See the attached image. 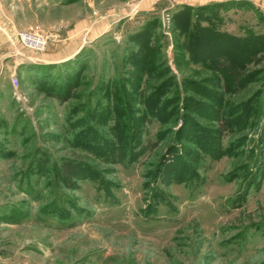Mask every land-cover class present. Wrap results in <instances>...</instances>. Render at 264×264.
<instances>
[{
  "label": "rangeland",
  "instance_id": "374dc122",
  "mask_svg": "<svg viewBox=\"0 0 264 264\" xmlns=\"http://www.w3.org/2000/svg\"><path fill=\"white\" fill-rule=\"evenodd\" d=\"M215 1L225 0H0V264H264V4L214 9L223 32L262 43L243 54L246 78L229 92L215 71L188 62L173 26L182 6ZM154 18L151 56L196 101L178 118L162 107L173 89L157 111L149 86L169 76L129 66L133 34ZM84 19L106 31L72 40ZM35 26L51 34L44 51L15 39ZM69 42L86 49L36 63ZM77 70L71 90L64 75ZM184 80L200 84L190 91ZM225 115L236 127L220 134ZM65 160L88 174L71 187L57 173Z\"/></svg>",
  "mask_w": 264,
  "mask_h": 264
},
{
  "label": "trees",
  "instance_id": "16d2710c",
  "mask_svg": "<svg viewBox=\"0 0 264 264\" xmlns=\"http://www.w3.org/2000/svg\"><path fill=\"white\" fill-rule=\"evenodd\" d=\"M234 2L235 0H225L224 2L215 1L213 3L201 4L197 7L185 5L179 8L173 16V26L176 31L179 32L181 38H183V42L179 45H182L183 50L189 55L188 62L198 66L199 68L203 67L208 70L215 71L219 75V80H224L227 83L225 85V90L229 92L232 90V85L239 86L243 84L246 78L245 68H247L249 63H251V59L245 58L243 54L248 55L251 51L262 47V43L256 42L257 38L255 37L247 35V38L242 39L241 37L226 34L221 30V17L214 11V9L216 7L232 5ZM158 20L159 19L154 18V20L144 24V26L137 29L136 33L133 34V40L139 42V46L130 58L129 66L131 67V70H140L141 72H144L145 75H150L152 79L169 76V78L164 80L165 82L159 83L158 85H152V83L149 82V86L156 92V94H154L156 96L154 108L157 111L160 107L159 99L161 95H164L169 88L173 89L174 95L172 96V99L168 101V103L166 102V104L162 107H166L167 109L170 107V114L172 115V118H178V116L180 117L181 113L185 111H194L196 108L195 106L193 108L192 102L196 101L187 95L182 97L181 92H179L178 89L179 85L170 75V68L165 65L163 66V62L160 61L158 54L157 56L154 55V57L153 55L151 56V52L154 51L155 53V50L158 52L160 48L158 45L160 38H158L159 35L156 34V30L159 28ZM85 49L86 48H83V51ZM148 58H151L149 62H152V65H149V67H147L148 63H144V60H148ZM68 61L70 62L72 60ZM64 63L68 62L65 61L63 64ZM77 72L79 71L77 70L74 73L69 71L65 73L64 80L65 85L67 84L66 87L69 88L72 82H76L74 85H78L79 82L76 78L78 76ZM230 75H232L233 78H229ZM204 81H206V79ZM213 83H216L214 85L217 87L220 85V82L218 81ZM132 84L133 87H135L132 91L134 93L138 92L139 87L135 86V83ZM184 84L185 87L190 85L188 89L191 91L193 87H197L196 85H199L200 82L184 80ZM74 85L70 87L71 90ZM69 94L70 93H68L66 97L65 95L60 94L57 99L62 102H66L72 98V96L69 98L67 97ZM120 96L121 94L118 92L117 99ZM167 113L168 112L162 113V117L168 119L170 115ZM220 114L223 115L224 113L221 112ZM225 116H221L220 119H218L219 129L217 132L220 134H224L226 132L229 133L230 131L233 132L236 127L235 122L231 120L230 117ZM124 118H126L125 115H123V118L121 117L122 120ZM122 137H125L126 141H124L126 143H131L132 140L135 139L133 135H130L128 132L124 133V131H122ZM219 139H221V137H219L218 140ZM195 143L198 144V141ZM199 143L209 149L207 146L209 144H205L204 140L201 139ZM45 165H49V162H46ZM79 170L80 169L76 163L71 160H65L62 162L61 166L57 168L59 179H62L61 184L63 186L71 187L72 184L75 183L74 181H76V179L85 178L88 175L80 172Z\"/></svg>",
  "mask_w": 264,
  "mask_h": 264
},
{
  "label": "crops",
  "instance_id": "0c3cea01",
  "mask_svg": "<svg viewBox=\"0 0 264 264\" xmlns=\"http://www.w3.org/2000/svg\"><path fill=\"white\" fill-rule=\"evenodd\" d=\"M91 24V29H88L87 26ZM106 31V29H104L101 26H94L91 22H89L88 20L84 19L81 21H78L76 24H74V30H73V36H71V39H77L78 38H82L84 39V41H88V43H90L93 39L97 38L98 36L102 35L104 32ZM76 37V38H75ZM70 39V40H71ZM67 40V39H66ZM73 44V49L68 50V47H70ZM84 46L80 44V42H73V43H68V46L65 47L63 49V52H56L55 54H42L41 56H39L36 60H32L33 62L36 63H57V62H65L67 60H69L70 58H72L75 54H77L81 49H83ZM18 54H20L21 56L24 57H28L25 56L23 53L19 52ZM12 56L15 54H11ZM17 55V54H16ZM29 58V57H28Z\"/></svg>",
  "mask_w": 264,
  "mask_h": 264
},
{
  "label": "built area",
  "instance_id": "2783aa9c",
  "mask_svg": "<svg viewBox=\"0 0 264 264\" xmlns=\"http://www.w3.org/2000/svg\"><path fill=\"white\" fill-rule=\"evenodd\" d=\"M259 1L264 2V0ZM55 31V33L60 32V28H56ZM50 37L51 34L44 31L40 26H35L29 31L18 32L15 35V39L20 42L21 45L35 51H44L48 45ZM14 83L17 85L16 78L14 79Z\"/></svg>",
  "mask_w": 264,
  "mask_h": 264
}]
</instances>
